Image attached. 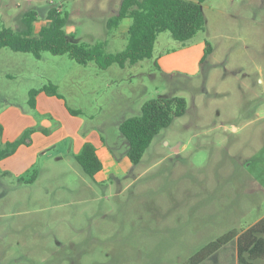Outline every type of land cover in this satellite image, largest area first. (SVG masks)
<instances>
[{"label": "rangeland", "instance_id": "374dc122", "mask_svg": "<svg viewBox=\"0 0 264 264\" xmlns=\"http://www.w3.org/2000/svg\"><path fill=\"white\" fill-rule=\"evenodd\" d=\"M120 2L0 0V26L21 29L22 13L34 9L37 32L55 5L68 13L71 41L104 42L105 51L116 52L131 22L107 27ZM202 10L204 29L192 40L206 39L210 50L191 75L165 73L155 64L158 55L180 46L169 31L157 35L150 58L124 67L0 48V112L14 103L45 135L59 129L57 118L77 119L80 136L102 140L131 167L96 184L64 140L28 171L0 169V264H188L207 243L262 218L264 0H205ZM46 84L58 96L40 94L39 106L55 115L28 104L29 90ZM174 96L185 99L184 113L132 164L120 122L149 99ZM231 123L241 132L233 133ZM235 245L230 240L197 264H238Z\"/></svg>", "mask_w": 264, "mask_h": 264}, {"label": "trees", "instance_id": "16d2710c", "mask_svg": "<svg viewBox=\"0 0 264 264\" xmlns=\"http://www.w3.org/2000/svg\"><path fill=\"white\" fill-rule=\"evenodd\" d=\"M205 0H121L117 14L107 19L108 28H117L121 20H131L126 31V44L116 52H107L104 42L84 44L73 42L66 31L68 13L51 5L46 12V22L34 32L37 11L29 9L21 15V29L0 26V48H9L16 52L30 53L40 58L44 51L52 54H67L78 63L94 61L100 68L112 64L124 67L136 64L152 56L154 42L162 31H169L174 40L183 46L189 43L196 33L204 29L202 3ZM44 91L57 95L56 87L46 84L39 89L32 88L28 93V104L35 108V97ZM186 102L181 96L166 99H149L140 106L139 114L123 119L119 131L128 143L126 156L132 164L141 159L154 136L168 126L174 117L185 111ZM79 114L77 110H70ZM34 128L25 129L13 141L2 142L0 126V159L15 152L21 144L30 143V134ZM45 132V131H44ZM84 173L93 176L102 167L91 142H84L80 151L74 155ZM234 240L238 264H254L258 258H264V216L241 232L231 230L207 243L200 251L192 255L188 264H197Z\"/></svg>", "mask_w": 264, "mask_h": 264}, {"label": "crops", "instance_id": "0c3cea01", "mask_svg": "<svg viewBox=\"0 0 264 264\" xmlns=\"http://www.w3.org/2000/svg\"><path fill=\"white\" fill-rule=\"evenodd\" d=\"M209 50L210 46L206 39L191 40L189 43L183 46L180 44L178 48L172 49L170 52L161 53L156 57L155 64L161 71L165 73L172 74L174 71H180L187 75H191L198 71ZM260 81L262 82V79H260ZM40 94L49 96V94L45 93L44 91H40L35 97V107L42 111H50L53 115H55L52 108H43L39 106V98L41 97ZM57 119H59L61 122L58 127L59 129L56 132L50 135H45L44 128H42V130L34 128V131L30 134V143L27 145H19L14 153L0 159V169H2L4 172L8 171L19 175L20 173L28 171L30 167L34 165L33 163L38 156L45 155L47 148L51 147L53 144H60L62 141L66 140L69 142L73 156L80 151L84 142L90 141L94 145L96 154L102 162L101 169L96 172L93 176V179H91L94 183L103 184L108 180H115L118 178V176H123L129 173L131 167L128 165V161H126V159L124 161H119L116 159L111 150L102 140H99L92 134H88L86 137L80 136V121L70 118ZM39 124L43 127H46L47 125L45 120H42ZM34 125L35 122L22 114L14 103H9L8 106H6L2 112H0L2 142L13 141L18 136H20L25 129L32 128ZM242 128L243 127L231 123L232 132L235 134L241 132ZM179 150V148H175L176 152ZM261 160L262 166L258 170L261 174L260 179L264 181V156L261 157ZM260 190L264 196L263 185H260Z\"/></svg>", "mask_w": 264, "mask_h": 264}]
</instances>
